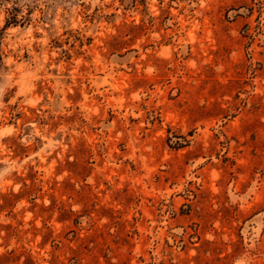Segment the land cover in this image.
<instances>
[{
  "label": "rangeland",
  "instance_id": "rangeland-1",
  "mask_svg": "<svg viewBox=\"0 0 264 264\" xmlns=\"http://www.w3.org/2000/svg\"><path fill=\"white\" fill-rule=\"evenodd\" d=\"M0 264H264V0H0Z\"/></svg>",
  "mask_w": 264,
  "mask_h": 264
}]
</instances>
